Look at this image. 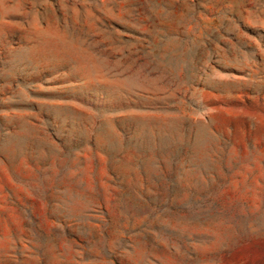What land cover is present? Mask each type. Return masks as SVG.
Here are the masks:
<instances>
[{
  "label": "rangeland",
  "instance_id": "1",
  "mask_svg": "<svg viewBox=\"0 0 264 264\" xmlns=\"http://www.w3.org/2000/svg\"><path fill=\"white\" fill-rule=\"evenodd\" d=\"M0 264H264V0H0Z\"/></svg>",
  "mask_w": 264,
  "mask_h": 264
}]
</instances>
